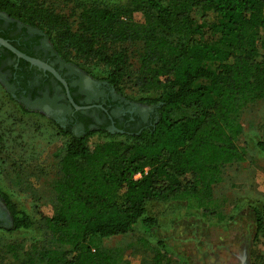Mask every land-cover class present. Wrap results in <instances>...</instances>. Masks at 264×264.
<instances>
[{"label":"trees","instance_id":"1","mask_svg":"<svg viewBox=\"0 0 264 264\" xmlns=\"http://www.w3.org/2000/svg\"><path fill=\"white\" fill-rule=\"evenodd\" d=\"M1 0L0 5H5ZM57 45L96 58L111 69L105 81L121 94L123 80L157 97L153 122L139 129L91 130L69 136L54 190L58 205L44 227L62 248L43 249L45 264H131L103 240L134 229L151 233L152 201H177L215 214L214 186L224 167L245 161L238 146L239 113L264 99V0H130L125 8L82 7L72 26L60 17ZM140 43L139 66L127 48ZM103 140L90 146L88 137ZM264 154V141L258 143ZM140 175V176H138ZM9 230L35 222L2 194ZM257 233L264 213L255 208ZM161 246H164L161 242ZM150 264H172L156 250Z\"/></svg>","mask_w":264,"mask_h":264},{"label":"rangeland","instance_id":"2","mask_svg":"<svg viewBox=\"0 0 264 264\" xmlns=\"http://www.w3.org/2000/svg\"><path fill=\"white\" fill-rule=\"evenodd\" d=\"M129 2L6 0L0 12L43 37L58 62L79 71L86 84L109 86L105 78L111 68L106 63L57 45L59 18H67L75 26L82 7L125 8ZM112 48H127L133 68H138L140 43ZM120 86L121 94L110 87L116 98L143 116L153 115L155 108L141 100L157 97L156 92H144L126 80ZM54 116L50 108H38L18 95L0 75V264H45L39 260L41 250L62 248L43 224V217H52L58 205L54 184L61 177L59 162L69 141L54 123ZM239 119L242 132L237 144L246 159L224 167L223 180L214 186L217 213L203 215L183 202L152 201L146 205L147 214L158 226L151 233L134 229L104 239L103 248L118 250L131 264L152 263L156 250L165 252L172 264H264V231L257 233L254 211L259 208L264 213V154L258 147L264 141V99L241 109ZM102 140L100 133L88 137L90 146ZM2 194L31 217L33 228L9 230L12 217Z\"/></svg>","mask_w":264,"mask_h":264},{"label":"flooded vegetation","instance_id":"3","mask_svg":"<svg viewBox=\"0 0 264 264\" xmlns=\"http://www.w3.org/2000/svg\"><path fill=\"white\" fill-rule=\"evenodd\" d=\"M39 34V33H38ZM0 37L20 52L53 67L65 80L78 108L70 101L66 86L51 71L19 57L0 44V75L9 80L14 91L38 108L55 112V122L74 134L108 129L112 132L139 129L152 124L153 116H143L138 110L116 98L105 83L91 87L79 71L58 62L55 53L43 37L31 33L19 22L0 12ZM124 131V130H122ZM2 211L0 209V220Z\"/></svg>","mask_w":264,"mask_h":264},{"label":"water","instance_id":"4","mask_svg":"<svg viewBox=\"0 0 264 264\" xmlns=\"http://www.w3.org/2000/svg\"><path fill=\"white\" fill-rule=\"evenodd\" d=\"M0 44L4 45L5 47H7L11 51H13L16 55L26 59L27 61L31 62L32 64H35V65H37L39 67H42L44 69H48L49 71H51L66 86L70 101L74 104L75 107H77V108L79 107V106H77L74 103V100L72 99V97H71V95L69 93V90H68V87H67V84H66L65 80L60 76V74L53 67H51L50 65L46 64L45 62H43V61H41L39 59L30 57V56L20 52L18 49H16L14 46H12L10 43H8L6 40L2 39L1 37H0ZM120 131L123 132L122 130H120Z\"/></svg>","mask_w":264,"mask_h":264},{"label":"built area","instance_id":"5","mask_svg":"<svg viewBox=\"0 0 264 264\" xmlns=\"http://www.w3.org/2000/svg\"><path fill=\"white\" fill-rule=\"evenodd\" d=\"M138 176H140V175H138Z\"/></svg>","mask_w":264,"mask_h":264}]
</instances>
